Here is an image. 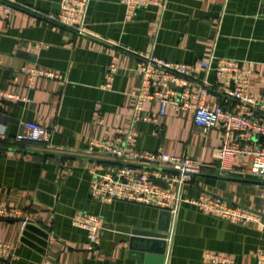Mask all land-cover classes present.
I'll return each instance as SVG.
<instances>
[{
  "label": "crops",
  "instance_id": "obj_1",
  "mask_svg": "<svg viewBox=\"0 0 264 264\" xmlns=\"http://www.w3.org/2000/svg\"><path fill=\"white\" fill-rule=\"evenodd\" d=\"M13 1L7 17L0 13V133L6 134L0 141V202L22 212L21 219L0 220V240L16 255L10 264H213L210 255L257 264L264 256V182L245 174L250 158L236 154L221 162L222 131L197 127L193 109L169 107L161 115L153 100L141 112L149 121L133 125L132 119L141 88L136 68L146 53L194 66L193 90L206 79L214 107L234 110L238 103L219 92L215 71L207 75L201 68L212 56L240 62L250 73L251 94L264 96V0H158L131 20L120 0H86L85 28L92 37L41 16L59 12L63 0ZM24 67L60 78L31 80ZM23 121L48 129L55 149L17 142ZM103 141L201 162L183 198H221L258 214L262 223L229 221L189 203L173 217L137 202L96 200L93 180L118 176L121 166L86 153ZM157 184L166 188L165 181ZM79 213L99 217L96 243L74 226ZM134 232L168 237L146 244L148 238Z\"/></svg>",
  "mask_w": 264,
  "mask_h": 264
},
{
  "label": "built area",
  "instance_id": "obj_2",
  "mask_svg": "<svg viewBox=\"0 0 264 264\" xmlns=\"http://www.w3.org/2000/svg\"><path fill=\"white\" fill-rule=\"evenodd\" d=\"M126 9V18L133 19L137 11L158 0H120ZM17 4L13 0H0V13L8 16ZM86 0H63L60 11L42 14L48 22L59 27L70 29L81 36H91L86 30ZM92 37V36H91ZM217 62L216 68L213 64ZM206 74L215 71L218 78V90L238 104L234 110L221 106L214 107L208 103L210 86L203 80L202 87L193 90L197 75L195 67L190 64L174 62L159 58L151 53L139 55L136 73L141 80V88L136 93V105L133 125L137 120L149 121L142 116L144 105L157 101L161 107V115H165L169 107L174 110L193 109L194 124L205 130L219 127L223 134V142L218 152L219 160L225 161L236 154L250 158V168L245 174L260 178L264 182V96H254L250 91V73L234 59L212 56L208 61L201 62ZM23 72L31 80L38 77L60 78V75L49 70L24 67ZM116 69L112 68L110 78ZM110 87V85H107ZM181 90V91H179ZM50 131L33 121H23L21 129L15 137L19 143H34L55 149L51 146ZM134 138L130 132L126 140ZM6 134L0 133V141ZM262 143H258L260 140ZM103 141L92 143L86 153L108 158L121 163L118 176L102 175L92 182V196L101 202L126 200L146 206H154L168 210L173 217L177 215L181 204L189 203L200 210L214 214L223 219L238 222L262 223L258 214L240 209L224 202L221 198L202 195L197 199L183 198L184 185L191 182L192 177L201 173L203 164L189 157H180L163 152H142L131 149L128 145ZM151 168L150 169H147ZM166 171H170L165 175ZM165 181L166 188L157 184ZM21 219L22 212L7 207L0 202V220ZM74 226L89 233L90 240L98 241L100 219L90 213H79L73 220ZM213 264H232L229 260L217 255L209 256ZM16 259L13 246L0 240V264H10ZM51 264V263H47ZM257 264H264L261 256Z\"/></svg>",
  "mask_w": 264,
  "mask_h": 264
},
{
  "label": "water",
  "instance_id": "obj_3",
  "mask_svg": "<svg viewBox=\"0 0 264 264\" xmlns=\"http://www.w3.org/2000/svg\"><path fill=\"white\" fill-rule=\"evenodd\" d=\"M162 213L170 215V212H168V211H163ZM164 230H166V229H164ZM133 235L148 238L145 241H143L146 244H152L151 239H154V238L165 240L168 237L166 234H164V233L162 234L160 232H141V233L140 232H134Z\"/></svg>",
  "mask_w": 264,
  "mask_h": 264
}]
</instances>
